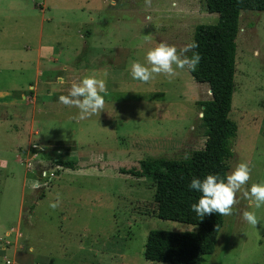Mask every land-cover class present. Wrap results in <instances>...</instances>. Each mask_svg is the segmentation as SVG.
<instances>
[{"label": "rangeland", "instance_id": "374dc122", "mask_svg": "<svg viewBox=\"0 0 264 264\" xmlns=\"http://www.w3.org/2000/svg\"><path fill=\"white\" fill-rule=\"evenodd\" d=\"M172 2L0 0V264H167L144 258L147 233L197 230L155 216L151 180L119 171L204 145L198 101L210 98L206 83L188 67L171 80L130 75V62L146 63L148 49L163 41L179 51L196 25L218 20L205 0ZM236 44L227 173L246 161L250 189L264 181V12H241ZM91 74L106 80L105 108L81 120L58 98ZM60 158L78 164L56 174ZM242 192L201 264H264V206L249 208ZM245 210L255 211L257 226L244 221Z\"/></svg>", "mask_w": 264, "mask_h": 264}, {"label": "trees", "instance_id": "16d2710c", "mask_svg": "<svg viewBox=\"0 0 264 264\" xmlns=\"http://www.w3.org/2000/svg\"><path fill=\"white\" fill-rule=\"evenodd\" d=\"M205 5L208 12L218 15V20L195 26L192 41L199 45L194 51L200 54L201 60L195 70L188 67L193 79L206 83L210 90L209 99L198 101L205 137L203 147L192 150L186 158L148 157L139 160L138 167L119 169L121 173L151 180L155 216L198 226L196 231L150 230L143 252L149 261L201 264L204 256L214 251L223 225L220 214L214 212L200 217L191 209L201 193L189 185L193 178L203 180L208 174L226 179L233 155L232 141L237 134V124L230 112L240 15L244 10L264 12V0H205ZM191 55L189 52L188 56ZM54 164L59 174L63 169H75L78 163L75 159L60 158Z\"/></svg>", "mask_w": 264, "mask_h": 264}, {"label": "clouds", "instance_id": "9594fccd", "mask_svg": "<svg viewBox=\"0 0 264 264\" xmlns=\"http://www.w3.org/2000/svg\"><path fill=\"white\" fill-rule=\"evenodd\" d=\"M146 6L151 7L152 0H145ZM172 8H177L173 0ZM199 45L192 41L177 50L175 45L160 42L146 52V63L139 61L130 62V75L134 80L144 83L154 79L155 75H164L169 80L178 75L177 69L189 67L195 70L201 60L198 52L194 51ZM192 52L191 57L187 53ZM175 66V67H174ZM108 73H103L107 77ZM63 78H58L57 84L63 85ZM107 93L106 80L97 74L84 75L72 80L67 95H60V103L75 107L79 110L78 118L83 120L93 115L100 114L105 108L104 95ZM251 178V168L246 161H241L220 178L216 174H208L203 180L193 178L189 188L201 193L198 202L191 205V209L200 217L206 214L218 213L221 216L232 215L234 205L237 204V193L243 189V198L249 201V208L259 209L264 206V181L253 182L250 189L244 188ZM33 190L40 187L39 182L31 184ZM60 205V197L49 203L55 210ZM244 221L252 226H257L259 221L255 211L245 210L242 213ZM29 251H32L30 248Z\"/></svg>", "mask_w": 264, "mask_h": 264}, {"label": "crops", "instance_id": "0c3cea01", "mask_svg": "<svg viewBox=\"0 0 264 264\" xmlns=\"http://www.w3.org/2000/svg\"><path fill=\"white\" fill-rule=\"evenodd\" d=\"M59 51H61V50H59ZM53 55V52H51V53H49V55ZM42 58H44V57H42ZM45 60V59H44ZM104 66H106V65H104ZM63 78V77H62ZM64 79V78H63ZM72 82V81H71ZM70 86H68V88H69ZM67 87H64V89H68ZM35 89V88H34ZM167 131V129H164V132H162V133H160V134H158V135H151V133L150 134H147V136L148 137H162V136H165V132ZM178 135H181V133H179ZM149 157H154V156H149ZM155 157H159V156H155ZM148 158V157H147ZM159 263H161V262H159Z\"/></svg>", "mask_w": 264, "mask_h": 264}]
</instances>
